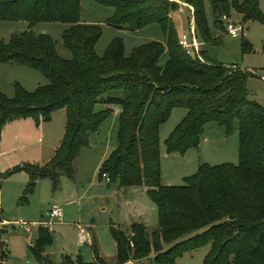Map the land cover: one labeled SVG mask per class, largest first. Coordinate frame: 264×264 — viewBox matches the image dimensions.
<instances>
[{
	"label": "trees",
	"instance_id": "1",
	"mask_svg": "<svg viewBox=\"0 0 264 264\" xmlns=\"http://www.w3.org/2000/svg\"><path fill=\"white\" fill-rule=\"evenodd\" d=\"M92 1L114 9L107 25L136 32L156 24L163 43H147L125 57L124 45L116 39L99 57L95 45L100 29L80 22L79 0H0V21H24L29 28L38 23L69 24L62 43L71 54L70 59L60 58L55 42L31 29L12 35L8 43L0 42V64L37 70L47 80L32 92L16 84L12 98L0 93V133L4 124L17 119L30 117L38 126L60 110L66 118L62 141L50 161L21 163L0 179L26 173L24 196L32 194L40 179H50L55 188L59 175L72 179L80 150L88 147L90 135L97 133L112 107H118L117 146L100 166L98 177L106 174L109 183L120 188H146L155 205L158 227L151 235L139 222L128 226L129 233L111 227L116 245L113 262L103 260L92 242V262L84 263L77 256L74 263L129 264L155 252L154 264H174L183 254L209 245L203 264H264V106L248 99L247 81L252 74L205 60L202 51V60L195 53L187 54L179 46L170 17L180 7L175 1ZM185 2L192 8L194 29L203 44L220 43L233 13L241 17L243 25L249 21L264 24L259 0ZM249 49L244 40L243 52ZM164 52L168 59L160 67ZM97 104L108 108L95 111ZM174 108L185 109L186 115L165 141L167 153L197 147L208 123L230 132L237 121L238 164H204L181 186L161 185L159 128ZM184 236L190 237L180 240ZM51 243V233L40 227L30 248L38 264H53L44 257L45 247ZM163 244L169 246L165 251ZM5 259L1 252L0 264ZM64 263L73 262L65 257Z\"/></svg>",
	"mask_w": 264,
	"mask_h": 264
},
{
	"label": "rangeland",
	"instance_id": "2",
	"mask_svg": "<svg viewBox=\"0 0 264 264\" xmlns=\"http://www.w3.org/2000/svg\"><path fill=\"white\" fill-rule=\"evenodd\" d=\"M182 1L184 12L176 11L170 14L171 18L174 15L178 37L181 35V30L187 33L192 23L188 5L185 0ZM79 6L80 22L85 25L98 26L100 29L101 35L95 45V53L99 57L116 39L122 41L125 57H129L133 49L147 43H163L161 29L156 24L148 25L136 32L117 29L105 23L108 18L113 16V8L100 6L92 0H79ZM205 6L208 24L211 27L212 16L208 1L205 2ZM259 9L264 15V0H259ZM239 26L242 30H239L235 36H231L227 31L221 34V41L217 45L203 44L195 31L197 42L200 44L197 57L199 59L204 57L205 60L211 59L227 66L230 70L241 68L249 71L252 76L247 81L248 99L257 101L264 106V24L259 21H249L243 25L241 17L233 13L229 24H225V27L228 29ZM69 27L70 25L65 23H38L29 28V25L24 21H0V42L8 43L12 35L21 34L31 29L36 34L48 35L55 42L57 55L63 59H70L71 54L62 43L63 32ZM212 32L214 31L212 30ZM214 34L220 35L218 32H214ZM244 40H247L251 46V49L246 52L242 50ZM201 51L204 55H200ZM167 59V53L164 52L158 61V66L163 67ZM16 84L24 90L32 92L37 87L46 85L47 80L37 70L22 65L0 64V93L7 98H12ZM104 108L102 104H97L95 111ZM116 112L115 107H112V113L100 125L98 131H101V134L96 144H92L89 138L88 147L91 152H95L97 155H102L104 150H108L109 147L113 148L107 154L108 156L101 160V165L117 146L118 118H116ZM185 115V109L174 108L168 119L159 128L160 172L161 185L163 186L183 185L184 179L195 175L199 166L204 164L209 166L237 165L239 162L237 121L233 122L230 132H226L224 128L213 122L208 123L203 128L197 147L188 148L183 153H167L165 141ZM62 122H64L62 111H57L51 120L44 122L42 130L44 145L47 144L51 135L58 132V127ZM38 134L40 135L39 131ZM88 153L89 149L84 151L81 149L79 152L81 172L84 176L83 182L87 180L85 184L76 186L70 178L62 174L59 175L58 188L54 187L50 179L44 178L37 181L32 194L24 196V189L28 182L27 174L16 173L18 175L14 174L17 176L15 178L12 175L7 179H0V211L4 221L7 222L3 224V220L0 218V253L2 251L5 253L6 264H38L30 251L37 240V229L34 228L31 233L27 234L22 224L30 227L37 223L47 222V213L53 204L60 206L63 212L62 220L55 223L50 232L52 243L45 247V256L53 264H63L65 256L72 260L80 256L84 263L91 262L93 255L90 244L95 242L92 236L91 240L89 238V235H92L91 232L95 234L100 255L110 262L114 261L116 256V245L110 233L111 227L120 228L129 233L128 226L132 222H139L145 226L149 235L157 229L158 219L155 205L145 189L127 187L120 189L117 183L107 184L102 179H96L97 184L90 183L92 173L91 166H89L91 158L87 156ZM27 155H31L30 149L26 150L25 155L21 156L20 154L19 156L22 157L20 159H25ZM29 159L18 164H32V159ZM9 161L0 157V175L18 165L9 167ZM81 234L87 235L86 243L79 242ZM189 237L184 236L180 240ZM168 248L169 246L163 244L164 251ZM209 248V245H205L190 253H185L176 259L174 264H203ZM155 255L156 253L153 252L148 258L131 261L129 264H154Z\"/></svg>",
	"mask_w": 264,
	"mask_h": 264
},
{
	"label": "crops",
	"instance_id": "3",
	"mask_svg": "<svg viewBox=\"0 0 264 264\" xmlns=\"http://www.w3.org/2000/svg\"><path fill=\"white\" fill-rule=\"evenodd\" d=\"M171 1H175L181 6L178 9V13L184 12L185 9H184V5H182V2H183L182 0H171ZM187 7H188L189 11L192 9L190 6H187ZM205 8H206V6H205ZM190 17H191V15H190ZM172 20H173L174 25L176 27V21L174 19V15H173ZM179 20H182V19L179 18ZM190 21H191V19H190ZM176 29H177V27H176ZM182 33H186V31L181 30L180 34H182ZM7 65H9V64H7ZM11 66H15V65H11ZM105 107L108 108V106H105ZM115 109L117 110V112H116L117 117L116 118H118V116L120 114V109L118 107H115ZM60 111H62V113L64 115V122L60 123V127H58V132H56L55 134L50 136L46 145H44L43 140H42V134H43L42 130H43L44 123H40V125L36 126L34 120L30 117H27V118H23V119L13 120V121H10V122H7L6 124H4V126L1 129V133H0V157H4L7 160H10L9 161L10 162L9 167H12V166H14L20 162H24V160L28 161V160H30L29 158L32 159L31 162L33 164L37 163V164L43 165V164L47 163L48 161H50V159L54 155L55 150L59 147V145L62 141L63 135H64L66 118H65L64 110H60ZM55 113L52 114L50 120L52 119V117ZM38 131H39L41 136L38 134ZM100 134H101V131H97V133L90 135L89 138H90V141L92 144H96ZM27 149H30L31 155H29V156L27 155L25 157V159H20L22 157H20L19 155L20 154H21V156L25 155V152ZM83 149L84 150L89 149V153L87 154V156H89L91 158V162L89 164V166H91L90 169H91V173H92L91 178H90V183L91 184H97L96 179H99L98 170L101 166V160H104L106 158V156H108L107 154H109V152L113 148L109 147L108 150L105 149L102 155H97L95 152H91V149L89 147L82 148V151H84ZM73 168H74V175H73V178L71 179L72 183L76 184V186H78V184L87 183V180L83 182L84 176L81 172L82 168H81L80 162H79V155L73 163ZM22 174L25 175L26 173H24V172L19 173V175H22ZM16 175H18V174H16ZM15 177H17V176L14 175V178ZM19 177H23V176H19ZM107 184H111V183H107ZM111 185H114V184L112 183ZM127 188L145 189L146 190V188H144V187H127ZM120 189H126V188H120ZM120 189H119V191H121ZM0 213H1L0 218H2L3 224H6L7 222L4 221L1 211H0ZM37 231H38V229H37ZM91 234L92 235H89L90 240H91V236H92L93 241H95V243H96L99 256L108 263L113 262V260L110 262L107 261L106 259H104L102 257V255H100L99 246H98L95 234H94V232H91ZM44 257H46L45 252H44ZM65 257H67V256H65ZM65 257H63V264H66V263H64ZM67 258H69L73 263L76 259L75 258L74 260H72L70 257H67ZM4 263L6 264V259L4 260Z\"/></svg>",
	"mask_w": 264,
	"mask_h": 264
},
{
	"label": "built area",
	"instance_id": "4",
	"mask_svg": "<svg viewBox=\"0 0 264 264\" xmlns=\"http://www.w3.org/2000/svg\"><path fill=\"white\" fill-rule=\"evenodd\" d=\"M191 11H192V9L190 10V13H191ZM191 20H192L191 27L188 29L187 33H182L181 35H179L178 43H179V46L187 54L193 55L195 53L198 55L199 49H200L199 48L200 44H198V42H197L192 16H191ZM239 30H242V28L240 26L236 27V28H228L227 32L231 36H235ZM101 179H103V180H105V182L109 183V178L106 174H103L101 176ZM62 217H63L62 208L58 205L53 204V205H51V207L47 213V219H48L47 222L37 223V224L30 226V227L26 226L25 224H22V226L24 227V230L27 234L31 233L33 228L39 229L40 227L45 228L49 232H51L53 229V225L55 223L60 222L62 220ZM86 238H87L86 234H81L79 237V242L81 244L86 243V241L88 240Z\"/></svg>",
	"mask_w": 264,
	"mask_h": 264
}]
</instances>
